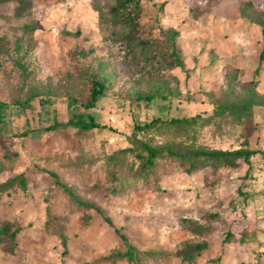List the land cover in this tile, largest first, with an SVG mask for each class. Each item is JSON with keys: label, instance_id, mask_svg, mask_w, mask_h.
<instances>
[{"label": "rangeland", "instance_id": "obj_1", "mask_svg": "<svg viewBox=\"0 0 264 264\" xmlns=\"http://www.w3.org/2000/svg\"><path fill=\"white\" fill-rule=\"evenodd\" d=\"M251 2L141 0L138 37L153 43L145 57L129 52L107 19L111 0H0V100L9 106L0 127V186L19 175L26 182V189L0 190V225L19 230L14 243L0 245V264H105L103 256L124 248L120 234L137 250L169 254L206 242L196 264H264V248L254 257L252 245L224 242L228 229L264 231V0ZM162 28L179 32L184 70L161 67L173 60ZM94 80L105 90L93 103ZM149 94L156 95L150 102ZM242 104L251 112L242 123L227 117L134 131L153 118ZM92 120L102 127L71 123ZM27 127L33 131L14 136ZM135 136L180 153H258L250 164L238 159L236 167L204 165L191 174L158 159L152 173L125 180L142 151H118L133 147ZM53 175L112 226L74 204ZM113 178L124 184L116 192ZM47 208L63 219L65 254L58 231L46 226ZM145 264L182 263L171 256Z\"/></svg>", "mask_w": 264, "mask_h": 264}, {"label": "trees", "instance_id": "obj_2", "mask_svg": "<svg viewBox=\"0 0 264 264\" xmlns=\"http://www.w3.org/2000/svg\"><path fill=\"white\" fill-rule=\"evenodd\" d=\"M247 4H252L251 0H246ZM165 2H162L160 9L164 7ZM142 3L141 0H111L110 9L106 12L105 15L108 16L107 19L113 21L114 25L117 28V31L120 35V38L126 44V47L129 52H135L136 54L147 56L150 48L153 47V43L143 40L138 37L140 24L138 22V17L141 14ZM100 12L101 19L104 18V14ZM161 33L167 38L171 45V56L173 57L172 61H164L161 63L162 68L173 69L178 67L184 70V63L181 60L178 53V44L176 42V37L179 32L177 30H164L161 29ZM262 39H263V48L260 53V60H264V26L262 28ZM161 68V69H162ZM105 90V85L99 80L93 81V87L91 92V100L96 102L102 92ZM156 95L149 94L144 98L147 101H152ZM24 106H21L19 109H24ZM9 106L0 100V127L4 121L5 114L7 113ZM250 111L248 110V104H242L240 106L230 105V106H218L215 110L206 115H195L189 117H177L171 118L169 120H162L160 118H153L144 123H136L134 127L135 132H141L145 130L154 129L161 126H180L190 128L194 125H199L203 123L210 122L212 119L217 118H230L235 123H242L247 120L250 116ZM72 124L81 127V128H92V127H102V125L93 121L90 125L86 126L80 122H71ZM171 128V127H169ZM31 128H26L22 132H17L14 134L16 137H24L28 133L32 132ZM131 144L133 147L124 148L118 153H127L133 151L135 148L142 151L138 154L140 158V164L136 171L131 172L130 174H123V179L129 180V177L133 175L134 177L145 176L152 173L157 167V160L164 159L170 160L173 163H176L186 173L191 174L195 171L200 170L204 165H212L215 167H236L237 160L243 159L246 163L250 164L251 157L258 153L255 151L249 150H213V151H202V150H188L185 153H180L173 147H153L144 141H140L136 136L131 139ZM264 155L263 151H259ZM111 161H112V157ZM117 167V165H116ZM55 183L58 187L62 188L67 194L70 200L84 208L85 210H95L107 224L112 226V221L109 217L105 216L103 211L98 208L95 204L80 200L79 197L74 193V191L67 185L63 184L55 175H53ZM113 187L112 191L116 192L123 187V183L120 184L118 188L117 179L113 178ZM14 183H17L21 188L26 189V182L24 176L19 175L13 179L6 181L0 186V190H9L13 188ZM245 196H247L245 194ZM47 221L46 226L51 228L53 231H58L59 236L62 238L64 245V254L67 252L66 240L63 232V219L60 216L52 215L49 208H47ZM85 221H89L90 216H83ZM18 229L13 227L12 224L6 223L0 225V245L3 243L9 242L14 243L18 233ZM117 231V230H116ZM118 233V231H117ZM120 234V233H119ZM120 237L123 240L124 248L118 249L110 254L103 256L100 261L105 264H118L120 261H126L128 264H145L147 261H155L159 258H169L171 256L177 257L182 264H196L198 256L207 249L206 242L198 243H186L182 246L181 249L176 251L174 254L165 253L164 251H140L137 250L132 243L123 235L120 234ZM225 243H234L236 245L251 246L254 257L260 255V249L264 248V231L258 228L244 229L239 234H234L230 229H228L224 236ZM83 264H94L93 262H86Z\"/></svg>", "mask_w": 264, "mask_h": 264}]
</instances>
